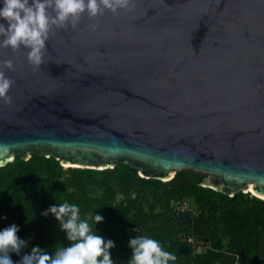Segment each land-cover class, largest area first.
Segmentation results:
<instances>
[{
  "label": "water",
  "instance_id": "obj_1",
  "mask_svg": "<svg viewBox=\"0 0 264 264\" xmlns=\"http://www.w3.org/2000/svg\"><path fill=\"white\" fill-rule=\"evenodd\" d=\"M27 52L0 47V167L37 153L161 181L185 168L264 197V0H130L52 26L38 69Z\"/></svg>",
  "mask_w": 264,
  "mask_h": 264
},
{
  "label": "trees",
  "instance_id": "obj_2",
  "mask_svg": "<svg viewBox=\"0 0 264 264\" xmlns=\"http://www.w3.org/2000/svg\"><path fill=\"white\" fill-rule=\"evenodd\" d=\"M33 162L37 166L44 165L51 174L62 172L59 160L37 153H31L27 160L16 155L12 162L0 167V228L16 223L19 225L18 235L28 234V244L21 249V255L30 251L32 245H40L43 250L54 252L57 246L71 243L52 214L41 215L50 204L68 200L79 204L82 218L94 211L104 216V220L96 227L105 238L115 241V247L110 249L111 255L120 259L115 264H127L131 255L128 246L131 233L159 240L166 250L176 256L169 264H264V217L260 211H251V216L245 217L236 209L228 207L222 219L224 227L230 231L228 250L225 251L223 245L217 243L215 249L193 254L192 245L183 239L184 235L207 238L201 237V233L186 232L177 237L178 228L186 226L188 219L179 212L171 211L170 198L165 200L162 211H155L158 198L153 191L161 180L141 177L136 167L124 163L98 170L84 168L82 170L100 174L93 184L101 193L94 195L84 186L77 167L72 169L79 187V193L75 194L53 179L35 177ZM204 176L203 173L184 168L177 170L166 182L173 192L196 196L215 195L222 200L229 198V202L234 205H248L245 196L249 192H238L229 197L200 186ZM113 179H116V187L112 186ZM114 188L121 197L118 202H114ZM252 198L257 200L255 196Z\"/></svg>",
  "mask_w": 264,
  "mask_h": 264
},
{
  "label": "clouds",
  "instance_id": "obj_3",
  "mask_svg": "<svg viewBox=\"0 0 264 264\" xmlns=\"http://www.w3.org/2000/svg\"><path fill=\"white\" fill-rule=\"evenodd\" d=\"M130 0H0V47H11L13 51L24 46L28 49L27 59L38 69L43 63L44 49L52 26H73L81 14L96 17L109 9L117 12L127 8ZM6 21V23L4 22ZM96 27V25H93ZM4 67L12 68L14 61H0ZM12 79L0 69V98L11 102L7 92ZM38 175V174H37ZM134 196L135 193H132ZM52 214L59 228L71 243L57 246L54 252L32 245L30 251L21 255V249L28 241L18 235L19 225L11 223L0 228V264H115L110 249L115 241L105 238L96 227L104 220L99 212L81 217L77 203L64 200L50 204L41 215ZM95 229V230H94ZM131 255L127 264H169L176 256L166 250L161 242L152 236L135 235L128 240ZM17 253L20 259L14 261L10 253Z\"/></svg>",
  "mask_w": 264,
  "mask_h": 264
},
{
  "label": "rangeland",
  "instance_id": "obj_4",
  "mask_svg": "<svg viewBox=\"0 0 264 264\" xmlns=\"http://www.w3.org/2000/svg\"><path fill=\"white\" fill-rule=\"evenodd\" d=\"M60 165L62 166V172L58 175H54L48 172L44 165L37 166L36 163L33 162L32 167L35 169L33 175L39 178L48 177L53 179L61 183L68 191L77 194L79 193V187L75 181V176L72 169L78 167L80 169L79 175L84 183V186L94 195H99L101 193L100 190H98L93 184V181L100 177L98 172L92 170L85 171L82 170L84 169L83 166L68 165L62 162H60ZM89 169L98 170V168L91 167H89ZM115 184L116 179H113L112 186L116 187ZM114 191V202H118L121 197L116 189ZM153 192H155L158 198L155 204V211H162L165 200L170 198L171 211L173 213L179 212L188 219L186 226L178 228L177 237H180V233L184 232L190 234L201 233V237L207 238L203 240L211 241L212 249L217 247V243H221L223 245V249L225 251L228 250L227 242L230 236V231L224 227L222 221L224 211L228 207L236 209L240 213L244 214L245 217H250L251 211L254 210L260 211L261 215L264 217V200L251 193L246 194L245 197L248 199V205L244 206L234 205V203L229 202V198L222 200L215 195L196 196L193 194H184L179 191L173 192L171 190V186L168 185L166 181L158 183ZM253 196L257 197V200H254L252 198ZM261 200L263 202H261ZM262 231L264 237V229ZM19 236L25 240H28V234L19 233ZM131 236H135V234L131 233L130 237ZM192 248L193 254L205 252L203 246H192ZM10 255L14 261L20 259V255H17L15 252L10 253ZM112 259L114 262L120 261V259L113 255ZM189 264L192 263L190 262Z\"/></svg>",
  "mask_w": 264,
  "mask_h": 264
},
{
  "label": "built area",
  "instance_id": "obj_5",
  "mask_svg": "<svg viewBox=\"0 0 264 264\" xmlns=\"http://www.w3.org/2000/svg\"><path fill=\"white\" fill-rule=\"evenodd\" d=\"M135 231L137 230L136 227L133 228ZM184 240L190 243L192 246H203L204 250L212 249V244L210 240H203L199 237L193 235H184Z\"/></svg>",
  "mask_w": 264,
  "mask_h": 264
},
{
  "label": "bare ground",
  "instance_id": "obj_6",
  "mask_svg": "<svg viewBox=\"0 0 264 264\" xmlns=\"http://www.w3.org/2000/svg\"><path fill=\"white\" fill-rule=\"evenodd\" d=\"M67 164V163H66ZM249 192V191H248ZM249 193H251V192H249ZM251 194H253V195H255V196H257V197H259V198H261V199H263L264 200V197H262V196H260V195H257V194H254V193H251Z\"/></svg>",
  "mask_w": 264,
  "mask_h": 264
}]
</instances>
